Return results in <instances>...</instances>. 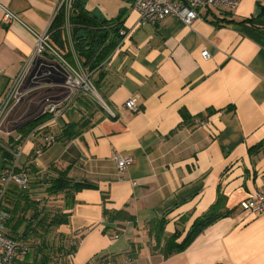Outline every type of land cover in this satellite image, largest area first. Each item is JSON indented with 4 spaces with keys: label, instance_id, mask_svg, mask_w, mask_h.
Here are the masks:
<instances>
[{
    "label": "crops",
    "instance_id": "obj_1",
    "mask_svg": "<svg viewBox=\"0 0 264 264\" xmlns=\"http://www.w3.org/2000/svg\"><path fill=\"white\" fill-rule=\"evenodd\" d=\"M79 1L126 32L89 73L98 91L89 95L88 111L76 99L58 120L25 136L13 123L5 129L15 107L0 117V169L8 151L30 186L64 170L70 183L84 186L72 193L63 211L68 223L57 230L74 249L63 264H264V214L240 208L264 195V0L201 9L190 27L173 18L142 24L135 0ZM62 2L0 0V105L40 37H47L49 61L61 57L50 29ZM5 13L14 21L4 22ZM62 31L71 48L69 26ZM69 66L83 71L77 61ZM50 79L45 87L56 88L61 77ZM130 99L135 111L125 108ZM82 116L89 122L79 137L56 138ZM46 136L55 141L36 157ZM116 155L133 160L123 173ZM218 194L222 217L168 258L152 250L149 223L164 219V236L177 229L180 243ZM104 209L131 217L119 223L120 234L117 224L104 222Z\"/></svg>",
    "mask_w": 264,
    "mask_h": 264
},
{
    "label": "trees",
    "instance_id": "obj_2",
    "mask_svg": "<svg viewBox=\"0 0 264 264\" xmlns=\"http://www.w3.org/2000/svg\"><path fill=\"white\" fill-rule=\"evenodd\" d=\"M75 11L76 14H72ZM69 26V39L71 42V48H68V39L65 37L62 28L63 26ZM120 23L118 20H103L94 16L89 11L85 10L79 0H72L70 9L63 5L57 13L52 27L50 29V45L60 52L62 59L71 66L75 65L77 61L80 68L85 73L94 74L95 71L103 64L111 52L118 45ZM62 50V53H61ZM73 52V53H72ZM103 79V74H99L95 84L100 83ZM96 91L98 86L92 85ZM53 89L49 87H43L33 93L32 96L39 100L51 99V93ZM34 100V99H33ZM79 104H81L84 110L88 111L92 105V99L89 95H80L77 98ZM36 103V102H35ZM30 105V106H29ZM29 107L34 108V101H30ZM35 109V108H34ZM36 110V109H35ZM184 119L187 118V114L182 113ZM51 116L44 114H37L31 120L26 121L19 126L17 131L22 135H29L38 126L45 121L50 120ZM14 119H11L8 125H12ZM88 119L85 116L81 117L78 125L68 127L60 136L56 137L63 141H71L80 136L81 130L88 124ZM55 140V138H54ZM5 161L3 162L1 169L5 168V162L10 164L14 159L8 151L4 152ZM30 170L32 167H29ZM32 171V170H31ZM56 177L54 179H45L35 182L34 187L44 189L46 197L55 198L61 196L65 201V208L58 213L51 214L44 210L40 200L32 199L29 190H23L17 185H10L4 193L2 210L7 214V219L4 222V234L6 237L11 238L21 245L27 247L28 252L23 257H17L12 264H30L29 260V247L26 243H30L29 246L35 248V262H41V264H49L50 253L44 251V248L39 243H34L37 239H43L53 231H57L60 226L67 225L68 215L63 211L69 208L72 203L71 195L73 192L84 188L81 184H72L67 178V171H56ZM31 187V186H30ZM218 194V199L215 204L203 215L200 219L196 220L187 232L185 238L178 243L177 240L181 236V232L176 231L169 237L164 236L165 221H156L149 223L148 236L155 242L152 250L154 252H161L164 258H168L174 253L181 251L187 242L198 232L203 230L206 226L222 217V214L216 212L221 199ZM124 211H103V220L107 224H117L116 234H120L121 226L119 223L130 220ZM61 240L64 242V246L60 248L64 251V254L73 253V247L67 248L65 244V236L59 234ZM62 252V251H61Z\"/></svg>",
    "mask_w": 264,
    "mask_h": 264
},
{
    "label": "built area",
    "instance_id": "obj_3",
    "mask_svg": "<svg viewBox=\"0 0 264 264\" xmlns=\"http://www.w3.org/2000/svg\"><path fill=\"white\" fill-rule=\"evenodd\" d=\"M72 0H63L62 6L70 9ZM241 0H135L133 9L138 13L140 23L155 25L157 22L166 18H173L180 21L187 27L199 17L201 9H229L234 10ZM3 21L11 23L14 17L5 13ZM120 43L126 37V32L119 29ZM47 37H40L38 45L32 55L25 62L22 70L18 73L12 82L7 94L0 105V117L4 116L8 110L21 103L29 92L42 88L45 85L33 87L40 77L47 76L52 78H64L61 86L63 95H56L47 100V103L39 111V115H50L51 121L58 120L64 111L73 106L75 100L80 95H93L95 89L90 83L91 74L79 75L59 56L55 57V62L46 59ZM119 43V44H120ZM204 59L208 58L207 52H202ZM40 61L58 64L60 68L52 66L51 70L43 73ZM39 63V64H38ZM39 65V69L30 77L34 67ZM125 108L129 111H135L136 105L134 99L126 102ZM53 136L44 137V144L34 153L40 156L44 150L54 143ZM114 162L118 172L123 173L128 166L133 163L130 157L114 156ZM15 184L23 190L30 189V178L27 171L17 168V161L12 162L7 167L0 169V264H12L17 257H23L27 254L26 246L19 244L15 240L8 238L4 234V222L7 214L2 210L3 197L7 188ZM240 208L250 211L253 215L264 214V195L262 193L253 194L248 200L240 203Z\"/></svg>",
    "mask_w": 264,
    "mask_h": 264
},
{
    "label": "rangeland",
    "instance_id": "obj_4",
    "mask_svg": "<svg viewBox=\"0 0 264 264\" xmlns=\"http://www.w3.org/2000/svg\"><path fill=\"white\" fill-rule=\"evenodd\" d=\"M75 72L81 76L86 74L84 71L81 72V71L75 70ZM90 83L94 84L92 82V80L90 81ZM42 88H39V89H42ZM49 88L53 89V91H51V93H48L49 95H52V96L63 95V89L61 87L57 86L56 88H52V87H49ZM39 89H36L34 91H37ZM34 91L29 92L24 99L29 97L30 93H33ZM23 101L25 102L26 100H23ZM23 101L15 106V109L12 112V116H11L12 119H14L13 124H15L17 126V128L20 125H22L23 123H25L26 121L31 120L37 114H39L40 109L42 107H44V105L47 103V100L37 101V98L33 97L30 101H34L33 107L36 109L35 110L34 108L29 107L30 105L28 106L30 101L27 104H24ZM7 127H9V125L8 126L6 125L5 129H8ZM28 192H29L32 199L40 200L41 205L43 206L44 210L50 212L51 214L58 213L65 208L66 203L64 200H62L61 196H57L55 198H48V197H46L44 189L34 187L33 183L31 184L30 190ZM34 243L41 244V246L44 248L45 252L49 251L48 252V253H50L49 264H63L64 256H65L64 251H66V250L60 249V248H62V246H64V242L61 240L60 235L57 233V231H53V232L49 233L47 236H44L43 239H40V240L37 239V241L33 242V244ZM26 244L29 247L28 263H30V264H41V262H35L34 261L35 248L30 247L29 246L30 243H26Z\"/></svg>",
    "mask_w": 264,
    "mask_h": 264
},
{
    "label": "water",
    "instance_id": "obj_5",
    "mask_svg": "<svg viewBox=\"0 0 264 264\" xmlns=\"http://www.w3.org/2000/svg\"><path fill=\"white\" fill-rule=\"evenodd\" d=\"M72 14L75 15L76 12L73 11ZM45 57H46V59L49 58L48 55H45ZM39 63L43 65V66H41V70L43 71V73L50 71L52 66H56L57 68H60L58 64L54 65L53 63H50V62L48 63L47 61H40ZM38 64L34 67L30 77H32L33 74L36 72V70L40 68ZM53 82H54V84H57L58 86H62L64 83V78L62 77L59 81L56 80ZM51 83H52V80L50 79V77L43 76L37 80V82L33 85V87H37L39 85H50Z\"/></svg>",
    "mask_w": 264,
    "mask_h": 264
}]
</instances>
